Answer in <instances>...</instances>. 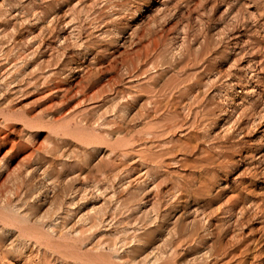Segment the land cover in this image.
I'll use <instances>...</instances> for the list:
<instances>
[{
  "label": "rangeland",
  "instance_id": "1",
  "mask_svg": "<svg viewBox=\"0 0 264 264\" xmlns=\"http://www.w3.org/2000/svg\"><path fill=\"white\" fill-rule=\"evenodd\" d=\"M0 135V264H264V0H0Z\"/></svg>",
  "mask_w": 264,
  "mask_h": 264
},
{
  "label": "bare ground",
  "instance_id": "2",
  "mask_svg": "<svg viewBox=\"0 0 264 264\" xmlns=\"http://www.w3.org/2000/svg\"><path fill=\"white\" fill-rule=\"evenodd\" d=\"M5 52V55L7 56L8 58V55H9V49H6ZM10 59V58H9ZM15 64V63H14ZM12 70V69H11ZM159 118V117H158ZM12 126V125H11ZM15 127V126H14ZM8 138V137H7ZM0 139L1 140H6V135H0ZM9 141V140H8ZM20 147V146H19ZM206 148V147H205ZM23 149V148H22ZM99 190V189H98ZM101 191V190H99ZM232 211V210H231ZM107 218H101V217H98L96 216L93 221H89V216H83L81 218V223H87L89 226L86 228V227H83L81 228L79 231H78V236H81L82 234H85V233H90V232H93L94 230L96 229H99L101 227L104 226V223L106 222ZM87 221V222H86ZM89 221V222H88ZM1 224V223H0ZM55 224V223H54ZM52 225V224H51ZM57 224H55L56 226ZM16 226V225H15ZM12 223L10 224L9 223H4L3 226H0V234L1 232L3 233L4 232H10L13 228H12ZM52 229V228H51ZM128 229V228H127ZM3 230V231H2ZM55 230V229H54ZM142 230V229H141ZM23 231V230H22ZM52 233H54L52 231ZM52 235V234H51ZM140 235L139 233H137L135 230L132 234H128L126 235L125 237H123L122 239H111L108 244L105 243L103 240H98L96 241L92 247L90 248L89 250V253H86V254H79V251H77L75 254H74V259L81 262L82 264H113L112 261H110L107 256L112 259H116L117 261H122L123 259V254L127 251V250H130L131 247H133L137 241H139L140 239ZM28 236V235H27ZM27 236L25 235V237H22L20 240H21V249L27 244L30 243V239L27 238ZM144 236V235H143ZM35 241V242H34ZM20 242V241H19ZM33 242L35 244H38V240H33ZM107 242V241H106ZM192 242V241H191ZM140 244V243H139ZM42 245V244H40ZM108 245V246H107ZM18 246V245H17ZM48 246V245H47ZM47 246H43L44 248H46L47 250ZM88 246V245H87ZM65 247V246H64ZM18 247H16L15 249H17ZM19 248V249H20ZM14 249V247H13ZM121 249H125L123 251H121ZM68 250V249H67ZM78 250H80V248H78ZM16 251V250H15ZM17 252V251H16ZM37 252V251H36ZM70 252V251H69ZM71 253V252H70ZM155 254V253H154ZM158 255H156V257L154 258H157ZM153 258V259H154ZM7 259V258H6ZM152 259V258H151ZM158 259V258H157ZM145 261V260H144ZM149 261H151L149 259ZM157 263V262H156Z\"/></svg>",
  "mask_w": 264,
  "mask_h": 264
}]
</instances>
